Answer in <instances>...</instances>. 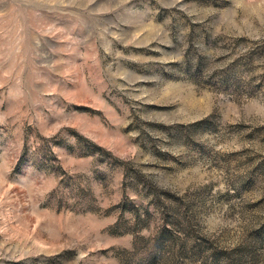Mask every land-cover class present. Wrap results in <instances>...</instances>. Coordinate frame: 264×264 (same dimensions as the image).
<instances>
[{
	"label": "rangeland",
	"instance_id": "rangeland-1",
	"mask_svg": "<svg viewBox=\"0 0 264 264\" xmlns=\"http://www.w3.org/2000/svg\"><path fill=\"white\" fill-rule=\"evenodd\" d=\"M0 264H264V0H0Z\"/></svg>",
	"mask_w": 264,
	"mask_h": 264
}]
</instances>
